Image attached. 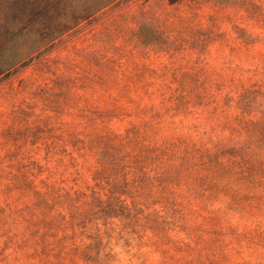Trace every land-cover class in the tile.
<instances>
[{
  "label": "rangeland",
  "instance_id": "1",
  "mask_svg": "<svg viewBox=\"0 0 264 264\" xmlns=\"http://www.w3.org/2000/svg\"><path fill=\"white\" fill-rule=\"evenodd\" d=\"M0 264H264V0H0Z\"/></svg>",
  "mask_w": 264,
  "mask_h": 264
},
{
  "label": "trees",
  "instance_id": "2",
  "mask_svg": "<svg viewBox=\"0 0 264 264\" xmlns=\"http://www.w3.org/2000/svg\"><path fill=\"white\" fill-rule=\"evenodd\" d=\"M116 0H110V3H113V2H115ZM21 62H23V64L25 63V59H18L17 61H15L14 63H11L10 65H9V69L11 70V69H13V68H15L16 66H18L19 64H21Z\"/></svg>",
  "mask_w": 264,
  "mask_h": 264
}]
</instances>
